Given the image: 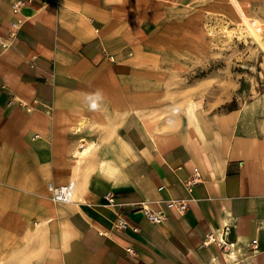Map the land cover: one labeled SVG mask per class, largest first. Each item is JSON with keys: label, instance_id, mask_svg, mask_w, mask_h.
<instances>
[{"label": "crops", "instance_id": "0c3cea01", "mask_svg": "<svg viewBox=\"0 0 264 264\" xmlns=\"http://www.w3.org/2000/svg\"><path fill=\"white\" fill-rule=\"evenodd\" d=\"M13 1L0 0V235L23 238L21 264H264V95L225 130L208 121L216 135L145 123L139 96L125 104L109 82L125 67L108 0ZM82 141L94 149L77 168ZM70 180L73 201H51L47 184ZM117 214L137 230L114 229Z\"/></svg>", "mask_w": 264, "mask_h": 264}, {"label": "rangeland", "instance_id": "374dc122", "mask_svg": "<svg viewBox=\"0 0 264 264\" xmlns=\"http://www.w3.org/2000/svg\"><path fill=\"white\" fill-rule=\"evenodd\" d=\"M237 2L108 0L105 26L122 39L117 55L125 67L124 75L109 82L123 87L125 104L131 105L132 94L139 96L134 108L145 123L192 128L186 108L193 103L205 136L216 135L210 123L225 130L222 120L238 121L264 95V49L242 18L243 13L261 26L264 43V0ZM121 112L108 108L111 116ZM23 247V238L0 235V264L28 262L18 251Z\"/></svg>", "mask_w": 264, "mask_h": 264}, {"label": "built area", "instance_id": "2783aa9c", "mask_svg": "<svg viewBox=\"0 0 264 264\" xmlns=\"http://www.w3.org/2000/svg\"><path fill=\"white\" fill-rule=\"evenodd\" d=\"M23 3V0H16L13 1L11 3V8L13 12L18 11L19 6ZM13 28L17 27V23L13 22L11 23ZM37 136V135H35ZM198 175V173H196V176ZM195 176V177H196ZM196 178H190L186 181V185L188 187H190V185L195 181ZM47 188L49 190V195H50V199L53 202H57V203H69L73 200H71V195L73 192V182H67L61 185H55L52 182H49L47 184ZM104 199L106 200L108 205H113L114 204V194L111 191H108L105 193L104 195ZM166 208H171V207H175L180 213H183L188 205L186 203L185 200H168L165 203ZM142 210L144 212V214L146 215V217L152 221V222H162L165 219V213L163 210H158V211H151L148 208H146L144 205H142ZM113 228L116 230H123L127 227L132 228L133 230H137V227H131L128 223V221L126 220V218L122 215V214H117L116 218L113 221ZM253 243L256 242V240L254 239L252 241ZM212 243H216V245L218 247H220L221 249H225L227 246V241L224 238H216L214 236V234L212 232L207 233L205 239L203 240V245H209ZM127 251L130 252V249H127Z\"/></svg>", "mask_w": 264, "mask_h": 264}, {"label": "bare ground", "instance_id": "6f19581e", "mask_svg": "<svg viewBox=\"0 0 264 264\" xmlns=\"http://www.w3.org/2000/svg\"><path fill=\"white\" fill-rule=\"evenodd\" d=\"M234 1H235V5L239 6L237 0H234ZM242 18H243V22H244L245 29L247 30V32L264 49V43L260 39V36H261V26L255 20H252V21L248 20L246 18V16H244L243 13H242ZM193 106H194V104L191 103L189 106H187V108L185 107L186 108V113H187V116H188L187 117L188 122L195 127V130L197 131V134L198 135H200L201 137H204L205 136V128L202 125L200 119L198 117L194 116V114H193V108H192ZM84 141L78 142V144H77V146L75 148V151H74V156H76L77 168L79 167V165L82 162L85 161V158H89V157H87L88 154H91L93 152V149H94V143L93 142H89V141L88 142H84ZM123 146H124V149L125 150H129V152H130V149H132L131 146H130V144H129V142H127V141H124ZM87 162H89V161H87ZM70 181L73 182V192H72V195H71V200H73L76 180H70ZM70 181H68V182H70Z\"/></svg>", "mask_w": 264, "mask_h": 264}]
</instances>
